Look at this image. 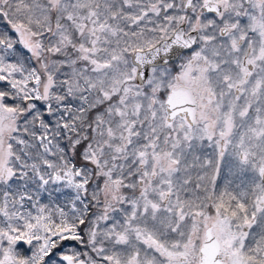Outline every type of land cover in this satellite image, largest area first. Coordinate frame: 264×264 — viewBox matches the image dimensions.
<instances>
[{"label":"snow or ice","instance_id":"1","mask_svg":"<svg viewBox=\"0 0 264 264\" xmlns=\"http://www.w3.org/2000/svg\"><path fill=\"white\" fill-rule=\"evenodd\" d=\"M0 264H264V0H0Z\"/></svg>","mask_w":264,"mask_h":264}]
</instances>
